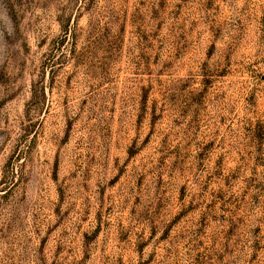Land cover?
<instances>
[{"label":"rangeland","instance_id":"1","mask_svg":"<svg viewBox=\"0 0 264 264\" xmlns=\"http://www.w3.org/2000/svg\"><path fill=\"white\" fill-rule=\"evenodd\" d=\"M0 264H264V0H0Z\"/></svg>","mask_w":264,"mask_h":264}]
</instances>
